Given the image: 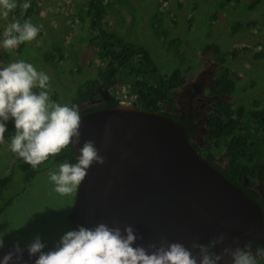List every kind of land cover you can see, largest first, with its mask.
<instances>
[{
	"label": "rangeland",
	"instance_id": "1",
	"mask_svg": "<svg viewBox=\"0 0 264 264\" xmlns=\"http://www.w3.org/2000/svg\"><path fill=\"white\" fill-rule=\"evenodd\" d=\"M109 1L114 3L112 2L108 9V19L103 22V27L106 28V24L108 30L124 35L128 40L144 44L162 70L170 72L179 65L183 69L181 75L184 73L187 78L193 77L207 59L217 62V53L204 50L207 44H218L231 67L236 65V60L243 62L236 65V69L241 70L243 75L238 77L242 80L238 79V90L233 98L235 103L249 105L257 102V108H264V56L256 58L260 52L264 54V0L260 3L256 0H234L237 3H229L223 7L221 3L225 0ZM88 2L89 0H42L41 22L39 20V23L35 24L40 31L34 40L26 44L22 52L16 47L8 50L3 48L5 28L14 21L21 23V17H14V10L10 11L7 17L0 15V68L17 60L32 63L38 71L42 70L50 77L48 91L51 99L52 95H55L56 102L69 106L79 84L96 77L100 64L96 50L90 47L86 40L89 38V22L81 23L80 19L77 22V19L72 17L80 10L85 11ZM2 11L0 9V12ZM156 12L165 16L164 26L169 30V37L160 33L163 37L157 39L158 36L150 29L149 20ZM169 12L174 13L177 24L171 19ZM131 14L133 19L130 18ZM215 14L218 15V20L214 19ZM124 17H127L126 20L130 19L124 25V31L129 34H124L123 24H119L124 21ZM190 19L193 20V27L189 25ZM63 36L65 43L74 41L71 43L72 47L80 52V58L77 63L67 59L66 66L62 63V66L55 68L47 63L44 54L63 45ZM175 37L184 41L179 42L177 50H170L166 42ZM79 64L84 65L81 73H78ZM70 68L75 70V73H69ZM246 69H250V73L247 74ZM245 85L246 89H243ZM34 91L38 92V89ZM104 94L109 95L108 92ZM8 122L5 139L0 142V177L13 174L11 186L4 191L5 197L8 194L20 195L14 196L16 198L0 214V238L5 246L16 242L27 245L38 235L46 245L45 248L54 249L61 236L74 229L71 216L78 187L70 195L61 196L54 191L55 186L49 181V173L58 172L60 165L41 171L42 164L32 169L22 159H18L19 157L11 151L9 139L13 135V128L15 133V126L9 132ZM13 125L11 120V126ZM260 155H264V151ZM30 172L35 175L27 182L26 175Z\"/></svg>",
	"mask_w": 264,
	"mask_h": 264
},
{
	"label": "water",
	"instance_id": "2",
	"mask_svg": "<svg viewBox=\"0 0 264 264\" xmlns=\"http://www.w3.org/2000/svg\"><path fill=\"white\" fill-rule=\"evenodd\" d=\"M80 116V143L72 144L76 155L85 140H93L105 162L93 163L78 186L74 229L101 222L122 230L131 225L136 245L145 247L165 238L190 248L192 241L207 244L223 233L217 253L235 247V239L241 247L264 240L260 205L200 154L182 124L137 102ZM14 246L0 249V260ZM20 247L25 249L22 264H34L38 254L30 258L26 245ZM229 262L230 257L221 264Z\"/></svg>",
	"mask_w": 264,
	"mask_h": 264
},
{
	"label": "clouds",
	"instance_id": "3",
	"mask_svg": "<svg viewBox=\"0 0 264 264\" xmlns=\"http://www.w3.org/2000/svg\"><path fill=\"white\" fill-rule=\"evenodd\" d=\"M30 6V0L20 5L25 11ZM16 7V0H0V9L3 10L0 15L7 17ZM39 31L30 20L14 21L5 28L3 48L13 49L20 43L32 41ZM240 71L236 69L235 73H242ZM49 81L50 77L44 71H38L32 63L24 60L0 68V142L5 139L6 122L14 120L15 133L9 137L11 151L32 169L50 156L55 157L70 144H79L81 139L79 109L52 100ZM115 90L119 98L117 87ZM118 103L121 104L120 99ZM79 153L76 163L65 162L59 166L58 172L49 173L54 191L61 196L76 190L93 163L102 165L105 162L93 140H85ZM137 239L131 225L122 230L119 225L109 226L101 222L91 228L81 225L67 231L52 250L44 251L46 245L38 235L26 245V249L30 258L38 254L34 264H221L228 257L229 264H257V257L264 256V248H257L253 253L247 244L239 246L238 239L233 240L235 247L229 245L219 253L215 252L216 245L223 244L226 239L223 233L207 244L192 241L190 248L165 238L159 244L152 242L145 247L136 245ZM4 246L0 238V249ZM24 251L16 242L14 248L3 255L0 264H22Z\"/></svg>",
	"mask_w": 264,
	"mask_h": 264
},
{
	"label": "trees",
	"instance_id": "4",
	"mask_svg": "<svg viewBox=\"0 0 264 264\" xmlns=\"http://www.w3.org/2000/svg\"><path fill=\"white\" fill-rule=\"evenodd\" d=\"M260 3L262 0H256ZM25 0H16L17 7L14 10V17H21V23L25 20H30L32 24L39 23L40 9L42 0H30L31 6L25 11L20 5ZM114 1L109 0H89L86 10H80L79 13L73 15L81 23L89 22L90 32L89 38L86 39L88 45L96 50L98 61V70L96 77L90 78L78 86V91L73 97L69 106L75 105L80 112V115L94 110H100L103 108H113L119 103V98L116 95V87L120 84H130L132 86V92L138 94V107L143 110H149L154 112H162L165 115L173 118L175 121L182 124L185 134L191 140L193 136L198 132V123L195 118L197 113L190 112L189 114L174 115L165 111H162L168 104L175 105L174 96L176 95V89L184 85L187 81V77L183 73L181 66L174 67L170 72L162 70L159 64L151 56L149 49L140 42H134L121 36L117 32L104 28L103 25L106 17L109 15V7ZM229 3H237L234 0H225L221 3L222 6H226ZM85 12V15H84ZM169 15L174 23L177 24L176 17L173 12H169ZM89 17V19L87 18ZM159 17V18H158ZM193 17V16H191ZM131 19L134 16L131 14ZM189 18V17H188ZM187 18V19H188ZM218 15L215 14L217 19ZM120 21L119 24H123L122 31H124V25L130 20ZM195 21V17L193 18ZM190 19V27L193 22ZM165 16L162 13L156 12L149 20L150 29L153 30V34L160 37H169V30L164 26ZM196 25V22H194ZM240 25V24H238ZM240 28V26H237ZM236 28L233 27L232 30ZM162 35H161V34ZM82 33H80L81 35ZM124 34H129L125 32ZM39 37V36H38ZM40 38V37H39ZM63 45L57 46L55 49L49 50L45 53L44 58L48 64L57 68L64 66L67 59H71L77 63L80 58V52L76 48L72 47V42L66 41L64 36ZM166 41V40H165ZM184 40L179 37L172 38L171 41L166 42L169 45L170 50L173 48L177 50L179 42ZM163 42V41H162ZM29 42L20 43L16 46L17 50L21 51L28 45ZM184 45V44H182ZM75 49V50H74ZM55 50V51H54ZM205 52L217 53L218 61H220L222 68L218 73V91L228 94L236 93L238 90V74L231 70L226 56L221 50L220 46L215 43L206 45ZM221 54L219 55V53ZM263 53L260 52L258 57L262 58ZM80 63V62H79ZM90 64V63H89ZM83 64H79L78 73L83 68ZM66 70V67H65ZM75 70L69 69V73H75ZM65 72V71H64ZM243 89H246V85ZM109 93V98L106 102L96 104L94 99L103 96L104 92ZM52 99L55 101V95H52ZM259 103L253 102L246 105L242 103H235V101H221L216 105L218 112L211 114L210 126L213 127L216 134L211 138L210 145L204 150L205 154L202 156L213 157L223 152L227 153L226 166L221 167L216 163L210 162L215 169L224 174L233 184L239 186L245 194L253 197L255 201L260 205L264 213V204L262 200L254 192L250 193L245 184V177L254 183L258 181V176L264 182V155H260L264 151V108H257ZM11 120L9 119V132H11ZM14 124V120H12ZM14 134V128H13ZM256 140V141H255ZM20 159V158H18ZM78 156L76 155L72 144L63 149L55 157L50 156L48 160L42 163L41 171H45L50 166L61 165L65 162L76 163ZM15 165V163H14ZM16 166V165H15ZM39 170V171H40ZM13 171V169H12ZM35 173L30 172L26 175V181L29 182L33 178ZM13 180V174H9L5 177H0V214L6 210V208L12 203V201L20 194H14V196L8 194L4 195L5 189L11 186ZM73 225V217L71 216ZM257 264H264L257 260Z\"/></svg>",
	"mask_w": 264,
	"mask_h": 264
},
{
	"label": "flooded vegetation",
	"instance_id": "5",
	"mask_svg": "<svg viewBox=\"0 0 264 264\" xmlns=\"http://www.w3.org/2000/svg\"><path fill=\"white\" fill-rule=\"evenodd\" d=\"M206 61L207 62L195 72L193 77L187 78L186 83L176 89V95L174 96L175 105L172 106V104H168L162 110L174 115L189 114L190 112L197 113L195 120L196 123H198V132L193 136L191 141H193L200 154H205V151L203 150H205L210 145L211 138L216 134L213 127L210 126L211 114L218 112L216 105L221 101L232 102L234 101L233 98L235 96V93L228 94L218 91L217 89L218 73L222 68L221 63L219 61L214 62L210 58ZM231 70L234 71V68H231ZM246 72L247 74L250 73V69H246ZM108 98V95H103L100 98L94 99L93 102H96V104L104 103L108 100ZM203 157L209 161V163H216L222 168L225 167L227 163L226 152L209 158L206 155ZM258 182L259 178L258 181L254 183L252 180L250 181L247 177H245L247 189L250 190V193L253 192L252 195L254 192L258 194L262 200V203L264 204V192L262 193L261 190L257 188ZM248 196L253 199L252 196ZM248 246L251 248L253 253H255L257 248H264V240L253 241L252 243L248 244ZM257 260L264 262V256L257 257Z\"/></svg>",
	"mask_w": 264,
	"mask_h": 264
},
{
	"label": "built area",
	"instance_id": "6",
	"mask_svg": "<svg viewBox=\"0 0 264 264\" xmlns=\"http://www.w3.org/2000/svg\"><path fill=\"white\" fill-rule=\"evenodd\" d=\"M117 93L119 94L120 103L130 105L137 101L138 95L133 93L129 84L117 85Z\"/></svg>",
	"mask_w": 264,
	"mask_h": 264
},
{
	"label": "crops",
	"instance_id": "7",
	"mask_svg": "<svg viewBox=\"0 0 264 264\" xmlns=\"http://www.w3.org/2000/svg\"><path fill=\"white\" fill-rule=\"evenodd\" d=\"M119 8H120V7H119ZM192 13L195 14L194 12H192ZM107 19H108V17H106V20H107ZM233 59H235V57H234ZM251 61H252V60H251ZM239 62H240L239 60H236V61H235L236 65H238V64H242V63H243L242 61H241L240 63H239ZM233 63H234V62H233ZM235 63H234V64H235ZM236 65L233 66L234 71H236V69H235V68H236ZM254 66H255V65H254ZM238 75H239V76H242L243 74H242V73H238Z\"/></svg>",
	"mask_w": 264,
	"mask_h": 264
}]
</instances>
